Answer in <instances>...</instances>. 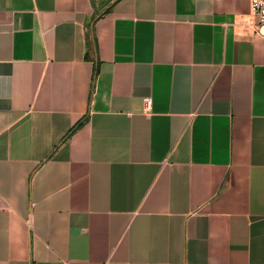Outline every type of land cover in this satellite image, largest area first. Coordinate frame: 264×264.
Returning <instances> with one entry per match:
<instances>
[{"label": "crops", "instance_id": "crops-1", "mask_svg": "<svg viewBox=\"0 0 264 264\" xmlns=\"http://www.w3.org/2000/svg\"><path fill=\"white\" fill-rule=\"evenodd\" d=\"M250 0H0V264H264V36Z\"/></svg>", "mask_w": 264, "mask_h": 264}, {"label": "built area", "instance_id": "built-area-1", "mask_svg": "<svg viewBox=\"0 0 264 264\" xmlns=\"http://www.w3.org/2000/svg\"><path fill=\"white\" fill-rule=\"evenodd\" d=\"M250 12L258 20L256 31L264 36V0H250Z\"/></svg>", "mask_w": 264, "mask_h": 264}]
</instances>
